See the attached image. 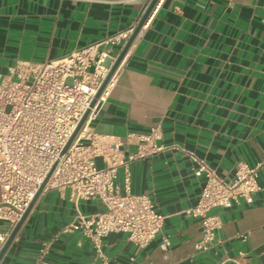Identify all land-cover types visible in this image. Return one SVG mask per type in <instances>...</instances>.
Masks as SVG:
<instances>
[{
    "label": "crops",
    "instance_id": "obj_1",
    "mask_svg": "<svg viewBox=\"0 0 264 264\" xmlns=\"http://www.w3.org/2000/svg\"><path fill=\"white\" fill-rule=\"evenodd\" d=\"M151 0H0V73L21 61L43 63L136 28ZM119 53L117 47H107ZM121 53V52H120ZM114 86L92 122L111 140L159 127V145L192 150L231 179L240 163L262 164L253 201L214 208L222 228L207 251L201 218L188 213L205 178L190 156L167 148L119 168L134 194L149 196L165 224L141 247L126 233L103 241L109 264H264V0H160L119 65ZM127 153L135 146L124 145ZM99 160V161H98ZM104 165L101 158L97 163ZM0 188V201H1ZM75 202L71 189L42 192L0 264H103L80 230L79 213L104 210ZM15 226L0 218L6 241ZM171 239L161 248L162 236ZM5 243L0 241V251Z\"/></svg>",
    "mask_w": 264,
    "mask_h": 264
},
{
    "label": "built area",
    "instance_id": "obj_2",
    "mask_svg": "<svg viewBox=\"0 0 264 264\" xmlns=\"http://www.w3.org/2000/svg\"><path fill=\"white\" fill-rule=\"evenodd\" d=\"M134 30L118 32L56 60L21 61L9 74L0 73V218L16 226L44 182L43 192L70 188L75 202L99 199L104 210L79 213L66 231H82L103 264L110 263L103 250L110 233H126L130 241L145 247L164 228L165 216L153 200L131 192L129 173L124 189L117 184L119 168H127L135 159L167 148L190 156L195 174L205 178L197 204L188 211L201 218L202 238L196 246L200 252L211 248L223 226L221 217L211 211L230 208L242 199L251 203L253 194L263 188L258 182L262 164L240 163L235 176L226 179L196 152L177 144L159 145V127L148 133L129 132L116 140L95 132L92 122L115 84L116 72L94 105L93 101ZM107 47H117L119 53ZM125 144L135 146V151L127 153ZM98 158L104 162L101 167ZM0 241L5 243L6 237L0 236ZM160 246L170 249L168 235L162 236Z\"/></svg>",
    "mask_w": 264,
    "mask_h": 264
},
{
    "label": "water",
    "instance_id": "obj_3",
    "mask_svg": "<svg viewBox=\"0 0 264 264\" xmlns=\"http://www.w3.org/2000/svg\"><path fill=\"white\" fill-rule=\"evenodd\" d=\"M159 2V0H151L150 4L148 5V7L146 8L141 20L139 21L137 27L135 28L134 32L132 33L131 37L129 38V40L127 41V43L125 44L124 48L122 49L117 61L115 62L114 66L112 67L109 75L107 76V78L105 79V81L103 82L97 97L95 98V100L93 101V104H95L97 98L100 96L101 92L103 91V89L105 88V86L107 85V83L109 82V80L112 78V76L115 74V72L117 71L119 65L121 64L122 60L124 59L127 51L129 50L130 46L132 45L133 41L135 40L136 36L138 35V33L140 32V30L142 29L143 25L146 23V21L148 20V18L150 17L153 9L155 8V6L157 5V3ZM88 114V112H87ZM87 114L84 116V118L82 119V121L80 122L76 132L74 133L73 137L71 138L69 144L67 145V147L70 145V143L72 142V140L74 139V137L76 136L78 130L81 128L82 124L84 123ZM66 147V148H67ZM45 183L41 186V188L39 189V191L37 192L35 198L33 199V201L31 202L30 206L27 208V210L25 211V213L23 214L22 218L20 219V221L16 224L15 228L13 229V231L11 232L10 236L8 237L7 241L5 242L4 246L2 247L1 251H0V261L2 259V257L4 256V254L6 253L7 249L9 248L10 244L12 243V241L14 240L15 236L18 234V232L20 231L21 227L23 226L24 222L26 221L29 213L31 212L34 204L36 203L37 199L40 197V195L42 194L44 187H45Z\"/></svg>",
    "mask_w": 264,
    "mask_h": 264
},
{
    "label": "rangeland",
    "instance_id": "obj_4",
    "mask_svg": "<svg viewBox=\"0 0 264 264\" xmlns=\"http://www.w3.org/2000/svg\"><path fill=\"white\" fill-rule=\"evenodd\" d=\"M98 161H99V160H98ZM98 166H99V167H101V166H102V165H100V162H99Z\"/></svg>",
    "mask_w": 264,
    "mask_h": 264
}]
</instances>
